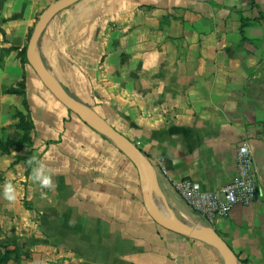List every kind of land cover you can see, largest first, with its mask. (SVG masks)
<instances>
[{
	"label": "crops",
	"instance_id": "crops-1",
	"mask_svg": "<svg viewBox=\"0 0 264 264\" xmlns=\"http://www.w3.org/2000/svg\"><path fill=\"white\" fill-rule=\"evenodd\" d=\"M46 4L0 0V227L37 231L20 243L36 247L37 264L51 260L45 248L54 264H223L206 242L154 223L133 163L23 62L25 37ZM36 52L75 101L145 155L180 222L213 229L238 264H264V81L249 79L264 63V0H81L52 19ZM28 132L30 145L14 143ZM243 142L256 168L254 201L209 225L173 185L225 187ZM33 157L52 187L31 180ZM6 183L14 201L2 195Z\"/></svg>",
	"mask_w": 264,
	"mask_h": 264
},
{
	"label": "water",
	"instance_id": "water-1",
	"mask_svg": "<svg viewBox=\"0 0 264 264\" xmlns=\"http://www.w3.org/2000/svg\"><path fill=\"white\" fill-rule=\"evenodd\" d=\"M81 0H56L39 16L34 25L25 51L28 66L37 76L45 89L69 112L74 114L86 126L112 142L135 166L143 184L142 202L150 217L159 227L191 240L204 241L221 256L223 264H238L237 258L225 242L211 228L197 229L180 222L169 209L154 176L151 163L145 155L127 138L114 130L102 117L88 106L75 101L52 76L39 58L36 49L47 25L62 11L72 7ZM156 196L162 208L153 201Z\"/></svg>",
	"mask_w": 264,
	"mask_h": 264
},
{
	"label": "built area",
	"instance_id": "built-area-1",
	"mask_svg": "<svg viewBox=\"0 0 264 264\" xmlns=\"http://www.w3.org/2000/svg\"><path fill=\"white\" fill-rule=\"evenodd\" d=\"M235 166V179L219 190H203L190 179L180 180L173 187L189 209L212 225L227 218L234 207H245L254 201L257 192L256 168L252 152L245 142L236 150Z\"/></svg>",
	"mask_w": 264,
	"mask_h": 264
},
{
	"label": "rangeland",
	"instance_id": "rangeland-1",
	"mask_svg": "<svg viewBox=\"0 0 264 264\" xmlns=\"http://www.w3.org/2000/svg\"><path fill=\"white\" fill-rule=\"evenodd\" d=\"M56 0H48V4H46L45 6L41 7L40 9V13L37 15L35 22L32 26V28L28 31L25 40H24V48H23V52H22V60L25 58V51L28 45V41L29 38L32 34L34 25L36 24L40 14L49 6L51 5L53 2H55ZM26 59V58H25ZM263 62H264V56H263ZM250 81H264V63L262 64V67L260 69L255 70L252 75L249 77ZM264 113V111L262 112ZM24 123V120H23ZM259 125L261 126L262 129V137L264 138V117H261L258 120ZM14 143H16L17 145L20 146V144L22 143L23 145L29 144L30 145V132L26 133L23 135L22 138H19L17 140H14ZM6 151V150H5ZM2 152H4V150H2ZM13 152H17V150H14ZM16 157V156H14ZM30 158V156H29ZM25 159V158H24ZM23 159V162H24ZM20 161L19 159H17V161L15 162V164H18ZM37 236L40 237L39 234H37V231H26V230H21L19 227H17L16 229H12V230H5L3 226L0 227V260L2 259V257L5 255L6 258V262L5 263H1L2 261H0V264H37V262H33L34 258L37 257V251H36V247L35 246H31L28 249L25 247L21 246V240L25 239L27 237L29 238H33L35 239ZM9 239H13L15 241V243H18L14 246H11L10 249H7L8 246L10 245H5L8 242ZM17 241V242H16ZM47 248H45V252L46 255L45 257L47 259H51V260H47L46 264H54V260H53V252L51 250H46ZM49 253V254H47ZM36 255V256H35ZM38 264H40V261L38 262Z\"/></svg>",
	"mask_w": 264,
	"mask_h": 264
},
{
	"label": "clouds",
	"instance_id": "clouds-1",
	"mask_svg": "<svg viewBox=\"0 0 264 264\" xmlns=\"http://www.w3.org/2000/svg\"><path fill=\"white\" fill-rule=\"evenodd\" d=\"M33 161H36V158H31L28 163L32 164ZM37 166L33 167L31 180L33 183H38L42 188L52 187V181L50 175L45 171V166L39 161H36ZM2 195L4 199L8 201H14L16 199L15 188L11 183H6L3 185Z\"/></svg>",
	"mask_w": 264,
	"mask_h": 264
},
{
	"label": "trees",
	"instance_id": "trees-1",
	"mask_svg": "<svg viewBox=\"0 0 264 264\" xmlns=\"http://www.w3.org/2000/svg\"><path fill=\"white\" fill-rule=\"evenodd\" d=\"M242 28L244 27V23H242ZM23 62L26 63V59L24 58L23 59ZM13 94H19V95H22V91H12ZM2 261L1 263H5L6 262V258H5V255L2 257V259L0 260Z\"/></svg>",
	"mask_w": 264,
	"mask_h": 264
}]
</instances>
